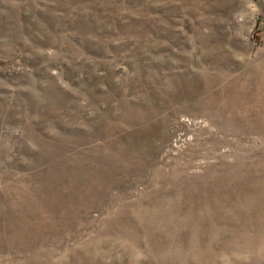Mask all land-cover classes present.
<instances>
[{
  "label": "rangeland",
  "instance_id": "374dc122",
  "mask_svg": "<svg viewBox=\"0 0 264 264\" xmlns=\"http://www.w3.org/2000/svg\"><path fill=\"white\" fill-rule=\"evenodd\" d=\"M0 264H264V0H0Z\"/></svg>",
  "mask_w": 264,
  "mask_h": 264
}]
</instances>
